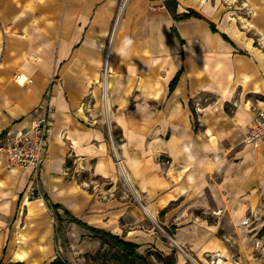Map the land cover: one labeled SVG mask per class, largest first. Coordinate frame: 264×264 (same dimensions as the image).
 <instances>
[{"label": "crops", "instance_id": "1", "mask_svg": "<svg viewBox=\"0 0 264 264\" xmlns=\"http://www.w3.org/2000/svg\"><path fill=\"white\" fill-rule=\"evenodd\" d=\"M123 1L0 0V144L36 108L50 123L35 198L32 170L0 152V264L52 263L62 215L117 237L123 212L137 225L110 195L122 174L173 231L163 246L181 249L177 264H262L249 248L264 139L246 134L264 110V0H174L176 16L202 20H174L168 0Z\"/></svg>", "mask_w": 264, "mask_h": 264}, {"label": "rangeland", "instance_id": "2", "mask_svg": "<svg viewBox=\"0 0 264 264\" xmlns=\"http://www.w3.org/2000/svg\"><path fill=\"white\" fill-rule=\"evenodd\" d=\"M224 5V0H221ZM221 10L223 8L221 7ZM169 164V163H168ZM167 164V165H168ZM89 186L96 185L97 183L102 185V188H107L108 184L100 179H94V182ZM88 186V188H89ZM112 195V200L117 199L119 201L121 209L125 210L126 205H130V208L135 207L137 212V217L141 219L140 222H136L137 225L129 222L130 220L127 212H123L121 219L120 229H116V233L119 234L123 240H131L138 243L137 253L145 257L147 264H164V257L169 256V258H174L175 254L180 252L181 249L175 247L165 248L163 244L171 243L173 238L172 232L164 229L160 223V216L154 215L147 211L144 205V199L141 194L137 192L135 187L126 179L122 174L120 176V182L116 186L114 192L110 193ZM110 199V196H107ZM61 221V223H59ZM55 221L57 230V258L61 260L64 264H136L135 262L124 257L121 252L112 247L108 242L101 238L93 237L89 235L85 230H81L78 227L73 226L69 219L62 215V220ZM146 227H151L153 232H148ZM146 229L144 231L143 229ZM150 230V231H151ZM143 233H150L156 235L158 240L161 242H148L147 239L143 237ZM117 234V235H118ZM257 242L253 247L249 248V253L253 259H262L261 263L264 264V217L263 226L254 233ZM235 251V250H234ZM218 261V257L214 260L209 258L206 262H200L198 260H189L187 264H215ZM176 260H175V263Z\"/></svg>", "mask_w": 264, "mask_h": 264}, {"label": "built area", "instance_id": "3", "mask_svg": "<svg viewBox=\"0 0 264 264\" xmlns=\"http://www.w3.org/2000/svg\"><path fill=\"white\" fill-rule=\"evenodd\" d=\"M127 0H124L125 3ZM104 73L105 70H104ZM41 108H36L31 112L33 117L29 127L7 132V141L0 144V152L5 155L9 164L14 168L32 170L31 187L28 195L30 198L36 197L34 186L37 183L39 171L42 164L47 160V131L49 128V120L46 114H40ZM254 117L247 129L246 141L257 146L264 139V110H254ZM167 165L169 161H162ZM65 175L71 181H75L76 177L70 173L68 169Z\"/></svg>", "mask_w": 264, "mask_h": 264}, {"label": "trees", "instance_id": "4", "mask_svg": "<svg viewBox=\"0 0 264 264\" xmlns=\"http://www.w3.org/2000/svg\"><path fill=\"white\" fill-rule=\"evenodd\" d=\"M174 7H175V1L174 0H168L167 1V8L173 14L174 20H184V19L191 18V17H193L195 19H200V20L203 19V17L200 14H198L192 10H189L187 14L176 16L175 12H174ZM209 26H210L211 30L214 32L215 29H214L213 24L209 23ZM176 81H177V77H175L174 80L171 82L170 89L174 86ZM66 216L68 217L69 222L71 224H74L78 228L85 230L86 232L89 233V235H91L93 237H97V238H101V239L105 240L112 247H114L119 252H121V254L124 257L128 258L129 260L135 262L136 264H147L148 263L146 261L145 257H143L142 255H139L137 253L138 246H136L135 244H132L128 241H125V240H123V239H121L115 235L108 233V232L89 227L86 224H84L83 222H81L78 219H75L73 217H70L69 215H66ZM163 260H164V264H174L175 263L174 258H169V256L164 257ZM50 264H64V263H62L59 258H56Z\"/></svg>", "mask_w": 264, "mask_h": 264}, {"label": "clouds", "instance_id": "5", "mask_svg": "<svg viewBox=\"0 0 264 264\" xmlns=\"http://www.w3.org/2000/svg\"><path fill=\"white\" fill-rule=\"evenodd\" d=\"M125 43L126 44H131V40H126Z\"/></svg>", "mask_w": 264, "mask_h": 264}]
</instances>
